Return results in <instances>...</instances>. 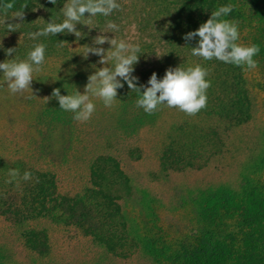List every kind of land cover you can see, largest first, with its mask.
<instances>
[{
    "label": "trees",
    "instance_id": "1",
    "mask_svg": "<svg viewBox=\"0 0 264 264\" xmlns=\"http://www.w3.org/2000/svg\"><path fill=\"white\" fill-rule=\"evenodd\" d=\"M63 2L57 0L53 5L49 0H0L3 49L17 47L16 55L23 59L35 43L47 44L45 63L30 86L33 95L36 87L42 90V96L35 101L29 92L23 99L25 142L9 145L0 137V216L10 224L20 245L34 259L45 257L49 251V224L75 228L104 256L125 257L138 250L149 264H264V181L259 178L244 180L238 191L226 185L199 189L190 202L179 206L185 212L186 222H170L164 210L155 206L159 203L155 194L136 188L123 169L118 144L121 135L106 131L101 139L104 149L97 147L84 154L87 178L82 188L72 193L59 191L57 174L48 168L51 159H62L65 155L61 147L65 140H72L67 150L76 152L89 133L85 122H77L70 112L59 109L58 102L50 98L52 89L59 88L61 95L73 94L80 90V84L76 88L66 81L61 84L60 78L70 72L87 78L94 70L91 65L102 66L97 63L99 57L81 56L82 46L91 45L97 35L95 29L77 25V30L86 33L79 39L71 34L37 40L26 37L27 31L42 27L51 15L55 18ZM119 3L120 11L110 17L120 25V32L115 35L139 43L142 49L132 73L138 78L137 84H146L153 72L159 79L170 67L196 64L207 69L206 79L210 81L206 106L191 116L181 111L182 119L174 122L156 145L157 171L151 176L158 178L171 172L205 168L213 157L224 152L229 132L251 119L254 100L250 86L264 93V0H119ZM229 3L233 9L223 18L237 22V43L259 46V53L253 57L257 65L254 69L225 64L215 58L204 61L193 56L188 48L195 46V38L189 42L182 39L207 21L211 11ZM17 10H24V23L14 32L4 31L5 20L6 24L20 22L12 19ZM97 21L103 24L102 18ZM60 41L64 43L58 47ZM72 44L79 49H68ZM103 47L107 49L108 45ZM5 59L11 57L0 50V61ZM51 60L60 62L58 76L52 77L46 69ZM105 66H111V62ZM0 82H4L2 76ZM123 88L108 108L112 121L120 119L132 102L129 89L125 90L127 85ZM99 100L96 97L92 100L97 108ZM95 114L96 111L90 119ZM126 153L131 160H138L141 150L129 146ZM262 167L263 156L251 169ZM10 168L21 174L27 170L32 178L11 180L7 174ZM239 244L244 249L233 257L234 247Z\"/></svg>",
    "mask_w": 264,
    "mask_h": 264
},
{
    "label": "rangeland",
    "instance_id": "2",
    "mask_svg": "<svg viewBox=\"0 0 264 264\" xmlns=\"http://www.w3.org/2000/svg\"><path fill=\"white\" fill-rule=\"evenodd\" d=\"M132 33V30H130ZM68 49L76 51L79 48L69 45ZM60 62L51 60L47 71L52 77L58 76ZM34 73V76L36 77ZM73 72L65 74L59 81L61 84L68 82L75 84V88L84 90L87 83L86 75ZM250 79V78H249ZM55 81V78L53 79ZM57 81V79H56ZM72 84V85H73ZM50 87V86H49ZM34 100H39L42 90L34 87ZM124 88L117 90L122 91ZM129 89V88H125ZM79 90V92H80ZM30 91L10 94L5 83L0 82V137L6 144L25 142L26 135L23 132L26 120L24 115L23 99ZM132 97L131 104L123 110L117 121H112L108 114V108L99 100L98 108L93 119L85 122L88 135L78 144V153L67 150L68 142L61 143L62 159H51L48 168L55 171L58 177V188L61 192L72 193L82 188L86 182L85 152L89 149H104L101 147L106 131L121 135L118 142L121 147V163L123 169L130 175L136 188L151 191L159 203L155 204L164 210L166 220L183 224L187 217L184 210L179 209L184 202H190L195 191L211 188L218 185H226L238 191L241 182L247 179L259 178L264 181V167L251 169L257 163L258 158H264V93L258 92L250 86V94L254 100V111L251 119L229 132L225 139L224 152L213 157L208 165L201 170H186L183 172H171L166 176L152 177L157 171V160L155 156L156 145L162 136L169 130L170 126L182 119L183 115L175 107L159 106V110L152 114H146L136 106L137 94L128 90ZM25 95V96H24ZM100 99L96 97V99ZM90 99L94 97L90 94ZM3 132V133H1ZM21 145V144H20ZM73 145V144H72ZM77 146V145H76ZM129 146L140 148V158L131 160L126 153ZM53 148H55L52 145ZM41 161V160H40ZM50 161V160H49ZM42 162V161H41ZM163 212V211H162ZM48 227V254L41 259H34L20 245L10 224L0 216V264H149L142 253L135 250L125 257L104 256L97 251L87 237H84L73 227H57L47 224ZM244 249L239 244L234 247L238 255ZM235 264V263H234Z\"/></svg>",
    "mask_w": 264,
    "mask_h": 264
},
{
    "label": "clouds",
    "instance_id": "3",
    "mask_svg": "<svg viewBox=\"0 0 264 264\" xmlns=\"http://www.w3.org/2000/svg\"><path fill=\"white\" fill-rule=\"evenodd\" d=\"M53 5L57 0H49ZM121 4L119 0H64L62 7L56 12V17L51 15L50 19L38 27L35 31L29 30L25 33L31 40L39 37L55 36L57 34H71L77 39L82 34L77 30V25L87 26L89 30L95 29L97 35L91 40V45L85 44L81 56L85 59L89 54L99 57L97 63L102 65L94 69L87 77L83 93L76 91L73 94L61 95L59 88H53L51 97L59 105V109L72 114V119L77 122H87L95 111V104L90 99V94L99 97L105 107H111L116 100L117 90L127 87L137 94L136 106L146 114H152L159 110V106L175 107L186 115H195L206 106V91L210 81L206 79L207 69L200 64L193 67H170L165 70L162 77L158 79L153 72L146 84H137L138 78L133 76L134 66L138 62L142 49L139 43L130 42L126 38H117L115 33L120 32V25L112 17L114 12H119ZM232 4H224L211 11L207 21L202 23L195 31H189L183 35L186 42L195 38V46L188 47L193 56L201 57L204 61L215 58L225 64L244 66L251 70L256 68L253 59L260 49L256 44L241 45L239 29L234 20L224 19L232 11ZM87 13V15H85ZM24 10L13 13L12 19L20 22L5 23L3 28L6 32H14L23 22ZM102 18L100 25L97 18ZM11 20V19H10ZM110 33L111 36L106 35ZM63 41L57 42V46H63ZM107 44L108 48L103 45ZM5 56L11 59L0 61V76L10 94L31 90L34 81L33 74L41 71L45 63L47 44L45 42L35 43L25 53V58L17 57V47L3 49ZM111 66H105L107 62ZM49 99V98H47ZM8 176L11 180L28 181L32 174L25 170L22 174L18 169L10 168Z\"/></svg>",
    "mask_w": 264,
    "mask_h": 264
}]
</instances>
